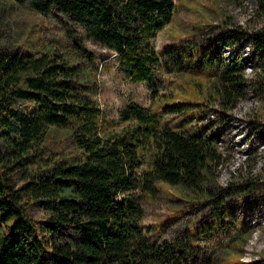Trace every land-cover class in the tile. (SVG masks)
<instances>
[{"label":"trees","instance_id":"trees-1","mask_svg":"<svg viewBox=\"0 0 264 264\" xmlns=\"http://www.w3.org/2000/svg\"><path fill=\"white\" fill-rule=\"evenodd\" d=\"M12 1L53 18L73 46L69 53L47 44L0 49V264H241L254 227L247 217L251 209L264 213V183L217 186L222 155L214 131L245 97L246 68L264 71V27L230 30L226 43L235 50L227 56L199 38L170 47L161 61L152 40L172 21L174 0ZM67 21L115 53L132 82L155 87V109L130 103L119 124L106 119L94 100L95 55ZM158 68L190 78L189 86L207 77L203 102L192 106L173 90L158 94ZM254 85L264 94V76ZM215 103L214 122L205 123ZM166 115L181 120L171 125ZM55 131L70 143L62 157L45 146ZM14 171L25 174L17 188ZM162 184L208 206L180 236L166 239L146 234L142 224L141 199L156 197Z\"/></svg>","mask_w":264,"mask_h":264},{"label":"rangeland","instance_id":"rangeland-1","mask_svg":"<svg viewBox=\"0 0 264 264\" xmlns=\"http://www.w3.org/2000/svg\"><path fill=\"white\" fill-rule=\"evenodd\" d=\"M176 4L172 21L160 29L152 43L163 61L166 51L184 40H198L212 45L225 56L235 47L226 43L229 31L242 29L247 32L264 27V0H174ZM68 27L74 34L80 36L82 43L95 55L93 84L96 85L94 100L97 107L104 113L106 119L118 123L122 109L130 103H136L144 108L155 109L153 87L149 82H132L119 66L116 54L94 43L84 29L70 21ZM224 27L225 35L219 33ZM203 43V44H204ZM61 47L66 52L72 50L70 39L64 28L53 18L44 17L33 11L27 5L17 4L12 0H0V49L7 52L17 50L31 51L42 45ZM252 51L244 43L243 56H251ZM255 63V59H250ZM247 79V93L235 108L228 111L229 122L214 131L218 139V150L222 162L214 172L216 184L228 187L247 180L264 183V128L261 132L257 124L264 125V94L260 93L254 82L264 76L261 68L249 66L244 73ZM190 78L173 75L161 68L156 70L158 94L171 93L184 95L186 103L194 105L203 102L200 92L208 88L207 77L189 86ZM194 102V103H191ZM210 115H203L204 122H214L213 110L219 109L218 104H210ZM164 119L174 125L181 120L177 115H166ZM195 123V122H194ZM214 124V123H213ZM213 126H216L215 124ZM63 131H55L46 140L45 146L52 157L67 155L70 147ZM24 173L13 172L14 187L22 184ZM185 192L175 188L160 185L156 197L143 196L141 205L144 210L143 229L145 233L157 232L163 238L180 236L184 228L197 218L204 217L208 209L207 202L195 199L186 201ZM30 212L36 218H42L43 213L38 206H32ZM247 217L254 226L248 238L242 255L241 264H264V213L251 209Z\"/></svg>","mask_w":264,"mask_h":264}]
</instances>
